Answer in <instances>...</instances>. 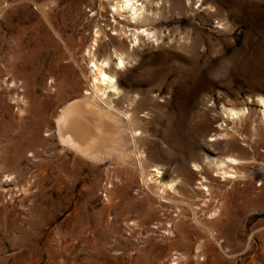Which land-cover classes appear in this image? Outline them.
Segmentation results:
<instances>
[{"label": "rangeland", "instance_id": "obj_1", "mask_svg": "<svg viewBox=\"0 0 264 264\" xmlns=\"http://www.w3.org/2000/svg\"><path fill=\"white\" fill-rule=\"evenodd\" d=\"M115 1L0 0V264H264V0H147L160 38L135 47L107 26ZM97 25L99 57L111 36L129 53L115 104L139 110L166 197L120 131L95 157L58 138ZM228 154L244 160L233 181L211 166Z\"/></svg>", "mask_w": 264, "mask_h": 264}, {"label": "bare ground", "instance_id": "obj_2", "mask_svg": "<svg viewBox=\"0 0 264 264\" xmlns=\"http://www.w3.org/2000/svg\"><path fill=\"white\" fill-rule=\"evenodd\" d=\"M149 1L117 0L111 3L113 9L110 11H114L113 17L115 20L108 23L107 26H111V30L115 32L113 34L119 35L117 39L120 40V44L125 45L123 39L125 35L128 38V33L132 37L130 42L133 43V47L139 45L143 39L158 40L160 38L157 30L143 25V23L153 19L154 15L156 17L155 13L152 12L151 15L149 11ZM205 1L207 2L208 0ZM116 15L123 16V18L118 19ZM97 27L92 42L86 50L88 68L91 73L88 88H86V93L83 94L81 100L64 107L58 119V138L62 145L82 155L95 157L100 154L101 147L108 144L111 132L113 130L120 131L124 140L134 145L133 150L136 151L135 156L131 158V155L128 154L125 159L128 161L133 160L138 165L145 185L149 188L158 187L161 190L159 192L160 196L166 197L165 194L171 193L170 189L175 188L174 179L165 181L166 172L163 167L152 165L151 162L149 164L145 154L143 152L139 154L140 152H137L136 149L135 142L137 140L140 141L142 138L141 134L145 132V130H140L141 127L133 128V125L141 123L139 110L134 108L132 110H121L115 104L116 98L123 92L119 84V75L121 69L130 62L128 60L129 53L120 46L113 44L115 37L111 36L108 44L111 48H114L112 49L113 51L111 50V53L106 57H99L97 51L103 35L107 33L103 27L99 25ZM258 100L263 107L261 129H264V96H259ZM225 112L232 119H242L246 109L230 107ZM113 123H115L114 129ZM221 136L228 137L229 130L221 133ZM228 142L231 143L230 141ZM128 148L130 151L131 147ZM240 148L244 149L245 147ZM243 161L238 155L228 154L224 157L212 159L211 166L225 180L233 181L238 177L239 169L244 163ZM201 169H204V167L200 165L195 168L197 171ZM205 178L207 179V177ZM199 185L203 186L205 182L202 180ZM208 191H210V188H208ZM209 195H212V192H209ZM222 205L223 201L219 206V210H214L213 214L217 215Z\"/></svg>", "mask_w": 264, "mask_h": 264}]
</instances>
